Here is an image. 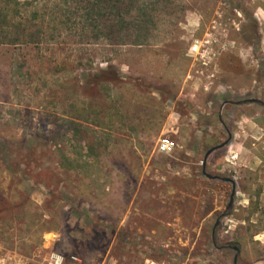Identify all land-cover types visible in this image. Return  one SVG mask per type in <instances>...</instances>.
Listing matches in <instances>:
<instances>
[{
    "label": "rangeland",
    "instance_id": "1",
    "mask_svg": "<svg viewBox=\"0 0 264 264\" xmlns=\"http://www.w3.org/2000/svg\"><path fill=\"white\" fill-rule=\"evenodd\" d=\"M263 8L0 0V41H18L0 42L8 249L80 264H264ZM196 38L209 40L203 58L189 54ZM250 98L262 102L235 104ZM164 136L171 154L156 149Z\"/></svg>",
    "mask_w": 264,
    "mask_h": 264
},
{
    "label": "built area",
    "instance_id": "2",
    "mask_svg": "<svg viewBox=\"0 0 264 264\" xmlns=\"http://www.w3.org/2000/svg\"><path fill=\"white\" fill-rule=\"evenodd\" d=\"M209 40L194 39L189 47V54L203 58L206 51V43ZM177 147L176 141L171 136H164L159 139L156 149L159 153L171 154ZM41 258V261H36L34 257H25L8 249L4 241L0 240V264H67L68 260L72 263L80 264L82 259L78 255H70L67 259L66 255L56 249L47 248V252L42 256L41 249L35 255ZM35 262V263H34ZM145 264H169L167 262H160L156 260H147Z\"/></svg>",
    "mask_w": 264,
    "mask_h": 264
},
{
    "label": "water",
    "instance_id": "3",
    "mask_svg": "<svg viewBox=\"0 0 264 264\" xmlns=\"http://www.w3.org/2000/svg\"><path fill=\"white\" fill-rule=\"evenodd\" d=\"M255 99H250V101H254ZM230 138L225 140L224 142L216 145V146H213L211 147L205 154V158H208V156L217 148H220V147H223L225 146L228 142H229ZM209 177H211V175L208 174ZM225 180H229V178L225 179ZM232 183H233V190H232V193H231V197H230V201H229V204H228V209L231 208L233 206V203H234V197H235V194H236V183L234 180H232ZM234 248L239 251V247L238 246H234ZM237 258V256H236ZM235 258V259H236Z\"/></svg>",
    "mask_w": 264,
    "mask_h": 264
},
{
    "label": "flooded vegetation",
    "instance_id": "4",
    "mask_svg": "<svg viewBox=\"0 0 264 264\" xmlns=\"http://www.w3.org/2000/svg\"><path fill=\"white\" fill-rule=\"evenodd\" d=\"M256 28H257V27H256ZM256 30L258 31L259 28H257ZM253 36H254V35H253ZM256 37H259V35H257V33H256ZM250 99H255V98H250ZM250 99H247V101H246V100H243V101H236L235 104H241V103H244V102H259V103L262 102V101L259 100V99H255L254 101H250ZM229 138H230V140H231L232 136L229 135ZM230 140H229V141H230ZM226 145H227V144H226ZM223 147H224V146H223ZM220 148H221V147H220ZM217 149H218V148H217ZM215 150H216V149H215ZM215 150H214V151H215ZM214 151H213V152H214ZM228 181H231V179H229ZM231 182H232V181H231ZM233 249H235V248L233 247ZM235 250H236V249H235ZM236 252H237V255H236V256L238 257V253H239V251L236 250ZM236 256H235V258H236ZM236 259H237V258H236ZM236 259H235V260H236Z\"/></svg>",
    "mask_w": 264,
    "mask_h": 264
},
{
    "label": "trees",
    "instance_id": "5",
    "mask_svg": "<svg viewBox=\"0 0 264 264\" xmlns=\"http://www.w3.org/2000/svg\"><path fill=\"white\" fill-rule=\"evenodd\" d=\"M2 30H0V32H1ZM0 42H10V43H17L18 41H16V40H2V41H0ZM137 44H139V43H137Z\"/></svg>",
    "mask_w": 264,
    "mask_h": 264
},
{
    "label": "crops",
    "instance_id": "6",
    "mask_svg": "<svg viewBox=\"0 0 264 264\" xmlns=\"http://www.w3.org/2000/svg\"><path fill=\"white\" fill-rule=\"evenodd\" d=\"M262 2L264 1V0H261ZM264 9V8H263Z\"/></svg>",
    "mask_w": 264,
    "mask_h": 264
}]
</instances>
